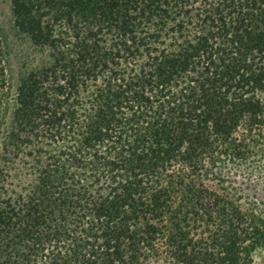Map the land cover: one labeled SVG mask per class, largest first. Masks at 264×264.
Listing matches in <instances>:
<instances>
[{
	"label": "trees",
	"instance_id": "1",
	"mask_svg": "<svg viewBox=\"0 0 264 264\" xmlns=\"http://www.w3.org/2000/svg\"><path fill=\"white\" fill-rule=\"evenodd\" d=\"M10 11L49 61L11 108L0 61V264H264V0Z\"/></svg>",
	"mask_w": 264,
	"mask_h": 264
},
{
	"label": "rangeland",
	"instance_id": "2",
	"mask_svg": "<svg viewBox=\"0 0 264 264\" xmlns=\"http://www.w3.org/2000/svg\"><path fill=\"white\" fill-rule=\"evenodd\" d=\"M53 34L57 28L53 27ZM61 30V29H60ZM62 34H60V37ZM48 49L39 48L32 45L31 41L24 35L17 32L13 25V17L10 11V0H0V61L3 68L5 86L2 90V102L5 107L11 108L14 99L15 88L19 79L29 70L38 67L44 62L49 61ZM227 168L229 166H226ZM224 180L235 181L231 185L236 186V180L238 176L236 170L228 168L221 169ZM235 173V175H232ZM206 184L211 188H218L221 185H225L226 182H217L216 179L208 177ZM261 191H258V190ZM255 194L258 200H260V208L264 213V188L259 182L255 186ZM259 193V194H258ZM253 262L255 264H261L263 262V253L257 252L252 255Z\"/></svg>",
	"mask_w": 264,
	"mask_h": 264
}]
</instances>
